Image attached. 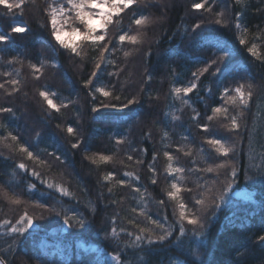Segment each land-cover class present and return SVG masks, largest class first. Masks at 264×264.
<instances>
[{
  "label": "trees",
  "instance_id": "trees-1",
  "mask_svg": "<svg viewBox=\"0 0 264 264\" xmlns=\"http://www.w3.org/2000/svg\"><path fill=\"white\" fill-rule=\"evenodd\" d=\"M50 1L30 0L23 15L19 10L7 14L0 5V34H10L7 43H0V84H4L0 108L12 109L0 112V136L11 133L17 137L16 142L5 141L11 148L0 145V187L26 201L14 206L0 198V257L4 263L115 264L112 256L116 255L122 264H264V240H260L264 236V152L260 151L264 136L254 131L258 103H264V0H242L240 4L236 0H207L199 10L193 4L204 0H141L112 16L107 36L99 42L109 49L100 69L95 68L99 52L91 41H78L86 53L81 59L54 40L47 15ZM217 12L224 13L227 26L214 23ZM140 15L156 22L138 29L133 21ZM70 18L83 32V26ZM15 21L29 30L11 33ZM197 23L200 28H195ZM138 31L143 32L141 44L119 43L121 34ZM242 35L246 45L239 43ZM253 42L259 59L247 50ZM125 51L131 55L125 57ZM195 58L200 60L194 63ZM212 60L217 63L201 72ZM30 64L41 71L34 72ZM90 78L92 83L85 87ZM11 80L19 83L12 85ZM191 83L196 88L187 95L181 93L188 101L184 104L172 90ZM240 84L246 91L251 85L253 93L246 109L221 99L226 87L234 89ZM97 87L113 95L104 97L95 91ZM44 90L55 93L54 101L67 107L60 111L49 108L39 96ZM133 97L137 102L125 107ZM93 107L98 111L93 112ZM213 107L228 108L240 127L229 130L225 124L230 121L219 114L208 121ZM204 124L209 127L207 133L201 127ZM68 127L73 128L72 134ZM237 135L235 154L228 157L220 156L206 142L223 138L232 144ZM117 139L123 143L117 145ZM73 143L78 147L72 148ZM18 145L45 163L29 160L18 151ZM253 149L261 155L257 169ZM165 151L173 156L174 167L185 169L175 173L174 179L167 172ZM93 155L96 164L89 159ZM99 155L113 159L99 162ZM128 155L133 157L131 161ZM213 162H227L230 167L220 169L219 176L199 171ZM20 163L27 171L18 168ZM232 167L235 179L231 178ZM109 172L115 178L112 182L103 179ZM125 172L131 176H124ZM120 179L127 184H116ZM226 179L231 186L224 188L222 201L216 200L218 207L208 205L204 229L197 232L185 220L181 235L178 202L168 197L171 184L178 183L179 201L191 211L193 197L208 188L218 195ZM48 183L66 188L70 195H61ZM136 187L142 198L133 191ZM234 189L244 193L236 198L231 194ZM37 203L43 208L33 206ZM25 209L35 218L33 226L23 235L13 233L11 228L19 227L16 220ZM64 213L83 217L84 228L74 222L72 227L65 225ZM149 217L171 232L165 241L158 240L161 228L151 224ZM6 219L11 223L4 225ZM113 227L119 239L112 237ZM140 227L151 230L154 243L143 240L142 245L129 246L135 244L136 235H146L140 233Z\"/></svg>",
  "mask_w": 264,
  "mask_h": 264
},
{
  "label": "snow or ice",
  "instance_id": "snow-or-ice-1",
  "mask_svg": "<svg viewBox=\"0 0 264 264\" xmlns=\"http://www.w3.org/2000/svg\"><path fill=\"white\" fill-rule=\"evenodd\" d=\"M30 0H0V5L3 6L4 9L7 10V14H12L14 10H19L20 14L23 15L24 13V8L27 3H29ZM141 0H64V3H61L57 6L49 5L47 9V15L49 17V22L51 24V35L55 38V40L60 44L62 48L65 49H70L71 53L74 54L77 57H80L81 59L84 58L86 53H83L80 50V45L78 44H69L66 43L61 39V33L63 32V27H64V17L72 14V18L76 21L79 22L80 25L83 26V32L81 33V29L79 27H73L71 31L73 33H76L78 35H81V39L83 41H91L94 50L99 52V58H97L96 63H95V68L100 69V61L106 59L104 56V53L109 51L107 44H99L100 41H104L105 37L107 36V26L112 23V16L113 14H119L124 11L125 8H128L129 6L133 4L140 3ZM242 0H236L237 4H240ZM207 3V0H204L203 3H194L193 8L194 9H202L205 8V4ZM207 11H212L211 8H208ZM216 19L214 21L215 24L217 25H226V22L222 19L224 13L223 12H217L216 14ZM96 18L101 21L100 28L104 29L99 35L96 34V29L91 26L90 20ZM135 25L137 26L138 29H144L147 28L149 25L155 23L156 21L149 16L145 15H140L139 18L134 19L133 21ZM200 24L197 23L195 25V28H200ZM240 24H236V28L240 29ZM29 29L27 28L26 25L24 24H14L11 27V33L15 34H21L27 32ZM243 33H247V29L243 30ZM142 36L143 32L138 31L137 34L131 35L127 32L124 34H121L119 36V43L123 44L125 41L131 45H139L142 43ZM10 40V34H0V43H7ZM239 43L241 45H246L248 41L243 38V35L241 36ZM222 51H225L224 49H221ZM248 52L252 54L253 56H256L258 59L260 58L257 52V45L255 42L251 44L250 47H248ZM228 53L225 51V55ZM131 53L128 51L124 52V56L128 57L130 56ZM222 59V57L220 58ZM22 63L21 61H17ZM108 63H112L111 60L108 61ZM217 60H212L211 63L207 64V66L203 69H201V72H206L209 67H211L212 64H216ZM30 67L34 70V72H40L41 68L37 67L34 64H30ZM0 75H3V73H0ZM7 75H11V73H8ZM92 77H95L97 73L95 71L92 72ZM195 76L196 73H193ZM39 79V77H36ZM151 79V77H149ZM12 85H17L19 81L17 80H11L9 81ZM92 83L91 78L85 82V87H88L89 84ZM0 88H4V84H0ZM194 88H196L195 83H191L187 87H175L173 88L172 92L175 96L176 99L180 100L182 103L187 104L188 101L184 100L183 97L181 96V93L184 95H187L190 93ZM18 91L19 89H15ZM7 91V89H5ZM96 92H99L102 96L104 97H110L113 95L111 91H106L102 87H97L95 89ZM234 92V95H230L231 93ZM11 94V93H9ZM55 95V93H50L48 90L44 91H39V96L42 98L44 102H46L47 106L51 109H55L56 111H60L61 107H67L65 104L58 105L54 99L52 98ZM252 91H251V85L248 86V90H245V87L243 84H240L236 86L234 89L230 88H225L224 93L221 96V99H230L231 102L236 105L239 108L246 109L249 106V101L252 99ZM116 100H120V96H115ZM135 97L127 99L125 103V107L128 105L136 103ZM103 103V102H102ZM104 107H108L109 104L104 103ZM11 108H0V112H11ZM93 112L98 111L97 108L93 107L92 109ZM212 115L207 116L208 121H212L218 114L222 115L225 121H230V124H225V127L229 128V130H236L240 127V125L237 122V117L232 115L229 116L228 108L225 107H213L211 109ZM195 119V117H193ZM173 119H178V117L173 115ZM0 127H3V125H0ZM203 128L204 132L209 131V127L207 124L201 125ZM69 134L73 133V128L68 127L67 129ZM167 135V134H165ZM12 142L17 141V137L15 135H12L11 133L8 134V137L0 136V145H3L4 147L11 148V144L5 143L7 139H9ZM209 145L213 146L215 148V151L219 153L220 156L223 157H228L229 153H232L233 155L235 154L237 143L239 142V138L237 135V141L236 143L229 144L227 143L223 138H212L208 139L206 141ZM117 145L123 143L122 139H117L116 140ZM72 148H77L78 144L73 143ZM18 151L20 153L26 154L27 158L29 160H35L38 163H45L44 161L40 160L38 157H34L33 153L29 151L27 147H24L23 145H18ZM190 153L185 152V155H189ZM164 156L166 159L169 161L167 165V172L169 175H172L173 173H183L185 171L184 168L182 167H174L172 164L173 161V156L169 154V152L165 151ZM59 159V157H57ZM89 159L92 161L93 164L97 163V157L95 155L89 157ZM113 159L112 156L108 155H99L98 160L99 162H109ZM127 159L131 161L133 157L131 155H128ZM156 157L155 155L153 156V160H155ZM137 163H141V161L137 160ZM230 165L227 162L224 163H215L213 162L212 164H209L206 168L200 169L199 171H205L208 173H213L215 172L217 176L220 175L219 170L220 169H226L229 168ZM18 168L27 171L26 165L24 163L18 164ZM150 171H153V175L155 176V171L154 169L150 166L149 167ZM32 175H38V173L33 172ZM124 176H131V173L125 172ZM236 177V171L235 168H231V178L235 179ZM103 179L106 182H112L115 178L113 173L109 172L106 174ZM43 183V181H42ZM115 183L118 185H125L127 184V181L120 179V180H115ZM152 183L156 184L157 181L155 178L152 179ZM49 188H56L57 191L61 193L63 196H68L70 193L68 190L60 185L53 184V183H48L47 185ZM231 184L230 181L227 179L223 182V188L220 190L219 194L215 192L214 189L208 188L206 191L202 194H198L197 196L193 197L192 200V209L191 211L188 209V206L179 201L180 193H181V188L178 185V183H172L171 184V190L168 192V197L170 200H174L178 202V207H179V218L181 220V226L179 228V232L181 235L185 233V228L183 225V221H187L188 225L193 226V229L197 232L201 231L205 227V221L207 219V216L205 215L208 212V205H213L218 207L216 205V200H223V195H224V188H230ZM31 187L34 189L35 185H31ZM109 193L112 192V188L109 187L108 189ZM133 191L138 193L141 198L143 197V193L141 192V189L139 187L133 188ZM191 191V189H189ZM0 198H3L7 200L11 205L14 206H20L26 201L22 200L21 196L15 192H9L5 191L3 187H0ZM207 201V203H206ZM161 204L164 203L163 200L160 201ZM34 207L37 208H43L42 204H34ZM48 211H53L52 209H49ZM133 212L136 211L135 208L132 209ZM56 215H61L60 212H56ZM140 215H144L143 212L140 213ZM41 219H43V214L40 216ZM34 217L30 216L28 214L27 209L24 210L23 214L19 216V219L16 220V224L19 225V227H12L11 231L13 233H18L20 235H23L25 232L28 231L33 226L34 223ZM149 222L153 225H155L157 228H161V232L158 235V240L160 242L165 241L170 235L171 232L166 229H162L161 224L158 220L151 219L150 217L148 218ZM63 222L65 225H68L69 227H72L73 222L75 225L79 228H84L85 226V220L83 217L77 218V216L73 215L72 217H69L66 213L63 214ZM4 225H8L11 223L10 220H4ZM115 223V221H113ZM138 226V225H137ZM140 233H145L143 237L141 235H136L135 236V244L129 245L131 247H135L137 245H142L143 240H146L149 245L154 243V240L152 239L153 233L151 232L150 229L146 227H140L139 229ZM111 235L114 239H119V235L117 233V230L115 227L111 229ZM128 236H131L132 233L128 232ZM260 240H264V236L260 237ZM112 260L115 262V264H122V260L120 256H112ZM0 264H4L3 260H0Z\"/></svg>",
  "mask_w": 264,
  "mask_h": 264
},
{
  "label": "rangeland",
  "instance_id": "rangeland-1",
  "mask_svg": "<svg viewBox=\"0 0 264 264\" xmlns=\"http://www.w3.org/2000/svg\"><path fill=\"white\" fill-rule=\"evenodd\" d=\"M61 3H64V0H51L49 2L50 5H53V6H57ZM115 15V14H113ZM70 16H72V14H69L67 16L64 17V27H63V32L61 33V39L63 41H65L66 43H69V44H77L79 43L78 41L81 39V35H78L76 33H73L71 31V29L73 27H77L75 24V22H73L70 18ZM70 18V20H69ZM90 23H91V26L93 28L96 29V34L99 35L100 31H104V29L100 28V24H101V21L99 19H96V18H93L90 20ZM14 24H23L22 22L20 21H15L13 23ZM49 27H50V31H51V24L49 22ZM82 33V32H81ZM53 37V36H52ZM54 38V37H53ZM55 40V38H54ZM56 41V40H55ZM57 42V41H56ZM168 115V113H167ZM254 131L257 133L259 132L260 134L263 133L262 136H264V103L263 102H260L258 103V106H257V111H256V119H255V124H254ZM261 152L263 151L264 152V145L262 146ZM253 154L254 155V158L256 157L258 160L256 161V169L257 167H259V163H260V158H261V155L259 153H257L256 150L253 149ZM174 176H175V173H173L172 175H170V177L172 179H174Z\"/></svg>",
  "mask_w": 264,
  "mask_h": 264
},
{
  "label": "water",
  "instance_id": "water-1",
  "mask_svg": "<svg viewBox=\"0 0 264 264\" xmlns=\"http://www.w3.org/2000/svg\"><path fill=\"white\" fill-rule=\"evenodd\" d=\"M243 193H244V191L239 190V189H234V190L231 192L232 196H234V197H236V198H238L239 196H241ZM0 260H2V259L0 258ZM4 264H5V263H4Z\"/></svg>",
  "mask_w": 264,
  "mask_h": 264
},
{
  "label": "bare ground",
  "instance_id": "bare-ground-1",
  "mask_svg": "<svg viewBox=\"0 0 264 264\" xmlns=\"http://www.w3.org/2000/svg\"><path fill=\"white\" fill-rule=\"evenodd\" d=\"M200 59H197V58H195V59H193V61H194V63H196V62H198ZM239 66V63L238 64H236V67H238ZM240 190V189H239ZM1 258V257H0ZM2 259V258H1ZM3 260V259H2Z\"/></svg>",
  "mask_w": 264,
  "mask_h": 264
}]
</instances>
